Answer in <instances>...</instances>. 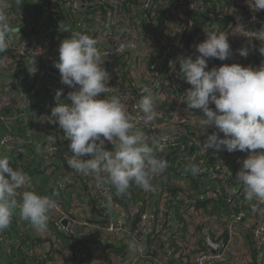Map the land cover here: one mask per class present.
I'll return each instance as SVG.
<instances>
[{"label":"built area","instance_id":"1","mask_svg":"<svg viewBox=\"0 0 264 264\" xmlns=\"http://www.w3.org/2000/svg\"><path fill=\"white\" fill-rule=\"evenodd\" d=\"M59 1L50 0L43 5L42 16H32L29 9L8 0L13 43L0 53V122L9 134L1 140L0 150L24 154L31 147L49 166L55 165L58 155L66 157L67 164L72 154H66L60 145L69 141L58 125L44 116H50L57 90H62L61 99L70 103L67 94L73 89L61 83L54 63L60 42L81 27V33L97 39L102 67L109 74L108 86L112 88L101 98L119 97L150 146L157 139L164 144V151L157 156L178 152L181 160L171 167L169 177L163 172L153 179L154 192L142 190L128 198L118 195L108 183L98 188L94 176L71 168L59 176L56 187L60 192L84 191L81 197L86 198V207L92 205L85 218L90 225L79 228L98 235L90 240L98 243L90 247L121 250L112 264H264V201L245 199L243 186L235 181V170L250 153L243 152L244 158L231 166L230 153L223 148L201 149L199 140L203 143L207 135L219 130L212 127L205 131L199 124L203 113L186 109L182 97L191 86L179 73V58L195 60L200 55L197 45L206 39L204 29L213 28L228 35L231 55L224 61L210 58L209 69L225 64L254 68L264 64L260 51L264 39L257 35L264 30V10L253 11L247 0ZM244 48L249 51L247 57L239 54ZM33 59L38 69L35 74L29 71ZM143 86L153 89L160 113L149 125L143 124L138 107ZM23 124L28 125L24 136L12 134ZM219 137L223 139V133ZM112 147L106 142L107 150ZM190 164L199 167L192 178L197 186L208 188L203 194L193 187L192 171L187 168ZM173 192L176 195L172 197ZM208 199L213 205H200ZM218 202L220 211L214 213ZM59 215L68 221L67 226L58 220ZM50 221L66 237L79 238L77 227L60 207L50 214ZM244 232L251 237L255 258L237 255L234 242ZM132 240L138 241L140 251H129Z\"/></svg>","mask_w":264,"mask_h":264},{"label":"clouds","instance_id":"2","mask_svg":"<svg viewBox=\"0 0 264 264\" xmlns=\"http://www.w3.org/2000/svg\"><path fill=\"white\" fill-rule=\"evenodd\" d=\"M15 3L19 6L22 0ZM247 4L253 11L264 10V0H247ZM9 6L8 0H0V53L13 43L7 15ZM204 31L206 39L197 45L200 55L195 60L191 56L179 58V73L191 86L182 98L188 111L203 113L199 124L205 131L212 127L219 130L207 135L203 143L199 142L202 150L223 148L228 153H250L235 181L243 186L245 199L264 201V64L258 68L225 64L209 69L210 58L224 61L231 55V48L226 33L215 28ZM257 35L264 39V30ZM97 44V39L79 31H73L60 42L54 67L60 73L61 83L73 91L67 94L70 101L67 103L61 99L62 90H57L55 106L50 116L44 117L57 124L69 141L72 155L67 164L75 173L94 176L98 188L110 183L118 195L127 194L133 185L154 192L153 179L169 166L165 158L156 154L163 152L165 146L160 139L150 146L119 97L101 98L112 87L108 86L109 74L102 67ZM260 51L264 54V48ZM239 54L247 57L249 51L244 48ZM31 64L29 71L35 74L38 69L34 59ZM141 91L138 107L143 113V124L149 125L160 113L153 89L143 86ZM219 133H223V139ZM106 142L113 146L112 150H107ZM9 163V157L0 153V232L10 227L17 209L20 218L35 231L46 232L50 214L58 207L57 201L27 190L31 188L30 176L19 168L14 170ZM187 168L193 174L199 172L198 165L190 164ZM128 248L133 253L140 251L136 240L130 241Z\"/></svg>","mask_w":264,"mask_h":264},{"label":"trees","instance_id":"3","mask_svg":"<svg viewBox=\"0 0 264 264\" xmlns=\"http://www.w3.org/2000/svg\"><path fill=\"white\" fill-rule=\"evenodd\" d=\"M49 1L50 0H46L42 3H36L33 0H23L21 7L24 9L26 8V10L29 9V14L32 16H42V14H44L42 7L43 5H47ZM59 2L60 1L57 0L56 3ZM60 7L61 4H59L58 8ZM75 27L77 26L75 25ZM78 28V31L81 32V27ZM27 126L28 125L26 124H23V126L21 125L19 128L14 129L12 134L19 137L24 136L28 129L26 128ZM8 134L9 130L0 122V142ZM202 141V139L199 140V142ZM60 147L66 154H72L68 148V144H62ZM0 153H4L9 157L10 167L14 170L19 168L30 176L32 182L31 188L27 190H33L40 195L49 196L55 199L58 204L62 205L65 211L70 212L72 209H75L74 205L77 200L80 201L82 206L86 205L84 203L86 198L81 197L84 191L78 193L80 195L78 197L76 191L62 193L56 187L58 177L62 176V174L68 173L70 170L69 166L66 164V157L59 155L56 156L55 165L49 166L43 157L38 155L31 147L25 149L24 154H19L17 152L10 153L3 150H1ZM179 156L178 152H171L168 155H158V157H163L168 161L169 166L165 171L168 177L170 175L171 167L176 166L181 161ZM229 157L231 161L230 165L236 166L239 160L244 158V153L237 151L230 153ZM49 170H51L52 173H49ZM239 170L240 169L235 170V174ZM187 172H189V170ZM189 174L190 173H187V176ZM192 177H194V175L191 172L193 187L196 188L197 192L200 194L205 193L208 188L200 185L197 186V182L194 181ZM108 185L116 192L113 185L110 183H108ZM140 192H142V189L133 185L130 187L127 194L121 196L128 198L132 195H137V193ZM54 193H58V195H54ZM17 199L19 200V197H17ZM200 205H213V203L208 199ZM220 205L221 203L218 202L213 206L214 213L220 211ZM92 218L95 219V216L93 215ZM75 230H77L79 238L72 240L56 229L49 219L47 231L44 233H38L27 221L20 218L19 210L17 209L14 213L10 227L5 231L0 232V239H2L0 240V264H56V261H59V263L62 262L61 264H109L122 252L111 246H104L102 249L93 250L90 245L96 244L98 241L92 242L90 240L98 235L88 232L85 233L79 228H76ZM38 234L40 236V241L35 244V242L39 240V238H37ZM43 236L46 237L44 241L42 240V238H44ZM36 252L41 254L38 255ZM250 253L253 258H255V250L251 249ZM107 256L110 258H107ZM82 257H85V259L80 260Z\"/></svg>","mask_w":264,"mask_h":264},{"label":"rangeland","instance_id":"4","mask_svg":"<svg viewBox=\"0 0 264 264\" xmlns=\"http://www.w3.org/2000/svg\"><path fill=\"white\" fill-rule=\"evenodd\" d=\"M90 27H92V25ZM77 189H80V188H77ZM175 195H176V192H173L172 193V197L175 196ZM77 196L79 197L80 195L78 194ZM61 206L62 205H58V207H60V209H61V212L66 216L67 219L72 221V224L74 225L75 228L76 227L77 228H81V226H83L85 224L90 225V223L88 221H86L85 218L87 219L90 216V214H91L90 213V208H91L92 205H89L88 208H87L86 205L82 206L80 201L77 200L76 204L74 205L75 209H72L70 212L69 211H65L63 207L61 208ZM84 215H86V216H84ZM37 238H39V240H37L35 242V244H37L40 241L39 234H38ZM45 238L46 237L42 238V240L44 241ZM107 258H110V257L107 256Z\"/></svg>","mask_w":264,"mask_h":264},{"label":"crops","instance_id":"5","mask_svg":"<svg viewBox=\"0 0 264 264\" xmlns=\"http://www.w3.org/2000/svg\"><path fill=\"white\" fill-rule=\"evenodd\" d=\"M145 52V48L144 46L142 45L141 46V53ZM126 77H129L131 76V73H126L125 74ZM55 230V229H54ZM236 245H238L235 249L237 250V255L239 257H243V255L245 254H251L250 253V250L253 249V243H252V240H251V237L250 235L246 234L244 232L242 238L237 241V242H234ZM41 251V250H40ZM39 252V251H38ZM263 253V258H264V251L262 252ZM36 254L40 255L41 253H37ZM34 264V263H33Z\"/></svg>","mask_w":264,"mask_h":264},{"label":"water","instance_id":"6","mask_svg":"<svg viewBox=\"0 0 264 264\" xmlns=\"http://www.w3.org/2000/svg\"><path fill=\"white\" fill-rule=\"evenodd\" d=\"M58 220H60V221L63 220V221H62L63 225H64V226H67L68 221H67V220H64V218H63L62 215H59V216H58Z\"/></svg>","mask_w":264,"mask_h":264}]
</instances>
